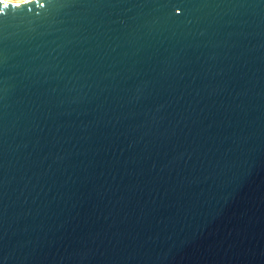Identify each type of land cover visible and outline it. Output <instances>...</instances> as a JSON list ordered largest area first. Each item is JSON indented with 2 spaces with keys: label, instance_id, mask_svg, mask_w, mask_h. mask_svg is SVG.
I'll return each mask as SVG.
<instances>
[{
  "label": "water",
  "instance_id": "1",
  "mask_svg": "<svg viewBox=\"0 0 264 264\" xmlns=\"http://www.w3.org/2000/svg\"><path fill=\"white\" fill-rule=\"evenodd\" d=\"M0 264H264V0L0 8Z\"/></svg>",
  "mask_w": 264,
  "mask_h": 264
},
{
  "label": "snow or ice",
  "instance_id": "2",
  "mask_svg": "<svg viewBox=\"0 0 264 264\" xmlns=\"http://www.w3.org/2000/svg\"><path fill=\"white\" fill-rule=\"evenodd\" d=\"M24 3V0H0V8L8 9L10 7L20 8Z\"/></svg>",
  "mask_w": 264,
  "mask_h": 264
}]
</instances>
